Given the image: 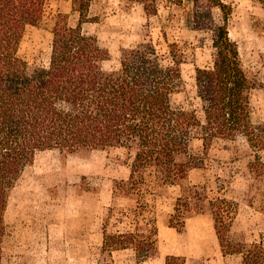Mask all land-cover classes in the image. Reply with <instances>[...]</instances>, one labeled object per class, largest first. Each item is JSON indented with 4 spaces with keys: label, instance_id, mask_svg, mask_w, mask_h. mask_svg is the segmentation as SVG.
Returning a JSON list of instances; mask_svg holds the SVG:
<instances>
[{
    "label": "trees",
    "instance_id": "16d2710c",
    "mask_svg": "<svg viewBox=\"0 0 264 264\" xmlns=\"http://www.w3.org/2000/svg\"><path fill=\"white\" fill-rule=\"evenodd\" d=\"M48 0H0V264L6 235L5 214L10 192L39 151L57 149L75 154L122 148L133 154L130 175L115 182V204L103 225V251L132 249L137 264L159 257V229L152 201L157 188L181 185L190 171L205 165L204 153L219 138H247L251 148L264 149V131L252 122L253 83L239 45L230 36L232 7L222 0H132L149 15L161 6L186 7L187 22L213 35V66L197 67L198 96L204 118L197 111L176 107L174 96L183 86L184 53L178 43L161 52L152 41L124 49L120 68L107 71L110 53L96 36L84 32L95 19V0H73L79 13L76 26L60 13L54 28L48 66L32 67L19 55L28 26H38ZM222 13L219 22L215 12ZM251 168L264 173L256 155ZM130 201L128 208L118 200ZM210 211L225 255L240 254L242 264H264V243L233 240L239 212L235 201L211 197L206 185L183 188L168 225L186 228L195 214ZM125 224L110 231L112 220ZM170 255L165 264H186Z\"/></svg>",
    "mask_w": 264,
    "mask_h": 264
},
{
    "label": "rangeland",
    "instance_id": "374dc122",
    "mask_svg": "<svg viewBox=\"0 0 264 264\" xmlns=\"http://www.w3.org/2000/svg\"><path fill=\"white\" fill-rule=\"evenodd\" d=\"M222 1L232 7L230 36L239 45L253 83L252 122L264 131V0ZM187 7L161 6L157 15H149L132 0H95L90 10L95 20L84 25V32L96 36L109 51L103 63L107 71L120 68L124 49L152 41L168 53L169 44L178 43L184 53L183 86L173 103L197 111L203 119L196 69L213 66L216 50L210 31L188 24ZM60 13L69 16V25L78 24L73 0H48L41 23L27 27L19 55L32 67L49 65ZM215 15L221 22L222 13L216 10ZM195 147L205 165L192 169L181 185L157 188L152 206L160 255L143 264H165L170 255L185 257L186 264H242L240 254L223 253L210 211L193 215L183 231L168 225L177 198L192 185H206L211 197L222 195L238 204L233 240L264 243V173L251 168L257 153L264 162V149L254 151L244 136L216 139L206 154L200 138ZM132 159L133 154L122 148L75 154L39 151L10 192L3 264H137L132 249L112 256L103 251V225L115 204V182L129 177ZM118 203L123 208L130 205L127 199ZM123 226L113 219L110 231Z\"/></svg>",
    "mask_w": 264,
    "mask_h": 264
}]
</instances>
